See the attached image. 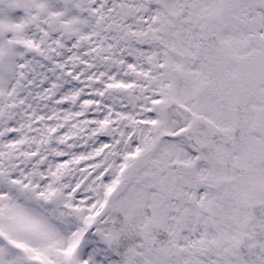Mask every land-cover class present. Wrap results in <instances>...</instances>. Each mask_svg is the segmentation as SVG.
<instances>
[{"label": "snow or ice", "instance_id": "snow-or-ice-1", "mask_svg": "<svg viewBox=\"0 0 264 264\" xmlns=\"http://www.w3.org/2000/svg\"><path fill=\"white\" fill-rule=\"evenodd\" d=\"M0 264H264V0H0Z\"/></svg>", "mask_w": 264, "mask_h": 264}]
</instances>
